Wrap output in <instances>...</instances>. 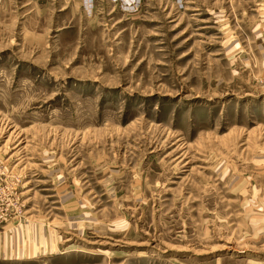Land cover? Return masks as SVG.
I'll return each instance as SVG.
<instances>
[{
    "label": "rangeland",
    "instance_id": "obj_1",
    "mask_svg": "<svg viewBox=\"0 0 264 264\" xmlns=\"http://www.w3.org/2000/svg\"><path fill=\"white\" fill-rule=\"evenodd\" d=\"M0 264H264V0H0Z\"/></svg>",
    "mask_w": 264,
    "mask_h": 264
}]
</instances>
